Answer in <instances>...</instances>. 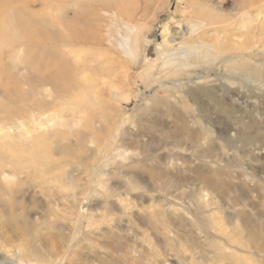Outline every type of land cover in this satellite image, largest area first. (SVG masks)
I'll return each instance as SVG.
<instances>
[{
    "label": "rangeland",
    "instance_id": "1",
    "mask_svg": "<svg viewBox=\"0 0 264 264\" xmlns=\"http://www.w3.org/2000/svg\"><path fill=\"white\" fill-rule=\"evenodd\" d=\"M241 1L0 0V26L16 35V22H28L42 37L33 53L0 36V108L11 96L3 85L21 107L47 102L49 85L33 83V73L62 68L73 79L53 98L59 124L34 130V139L0 116L6 264L21 261L15 246L28 241L26 250H42L52 264H264V0ZM182 19L205 24L189 33L183 23L187 41L237 51L220 53L202 74L212 73L207 84L174 82L159 94L160 82L180 75L148 76L145 63L157 59L161 32L172 37ZM124 23L137 27L135 61L108 39L125 34ZM19 54L27 68L13 65Z\"/></svg>",
    "mask_w": 264,
    "mask_h": 264
},
{
    "label": "bare ground",
    "instance_id": "2",
    "mask_svg": "<svg viewBox=\"0 0 264 264\" xmlns=\"http://www.w3.org/2000/svg\"><path fill=\"white\" fill-rule=\"evenodd\" d=\"M254 1L255 0H242L240 4L242 6H245V4H248V3L253 4ZM259 8L261 9V7H259ZM184 12H185V10H184ZM184 12H182V14H184ZM192 14L193 13H190L191 16H193ZM112 16L115 18L114 15H112ZM201 22H199L197 20V21H194L192 23L189 20L182 19V20H179L177 22V24H175V26L172 28L173 29L172 33L174 34L172 37H169L167 35V31H168L167 28L168 27L166 29H164L166 31L163 30L161 32L162 39L160 40V43H158V45L156 44V53L158 55L157 59H151V57H150V59L147 58L148 61H147V63H145V66H147L149 64V70L147 72V75L148 76H151V75L154 76L155 74L157 75L159 73L163 74L162 71H164L165 77L168 75H180V76L176 77V78H169V82H167V83L166 82H163V83L160 82V87L158 89H156V91H155L156 93L167 95L171 91V88H174L172 85V83H174V82H176V84H179V85L181 83H186V82L189 85L190 84L196 85V84H199V82H204L205 84H207L205 78H208V77L212 78V73H210V75H206V76H202V74L205 75L208 73V72L206 73L207 70L212 69V67L214 66L215 60L220 58V53H221V55H224L225 52L228 50H229L230 54L232 53V51L233 52L237 51V48L235 46L229 45L228 47H226V45H221L222 48H221V51L219 53V52H217V50H215V46H214L215 43L214 42L209 43V42L203 41V40L200 41V39L198 41H195V40L187 41V39H184V35L181 31V27H182L183 23H185L189 29V31H187V32L192 33L196 30L202 29L203 26H205V24H202L203 22L202 23ZM16 24H17L16 30H15L16 35L11 33V31L8 30L7 27L5 28L4 26H0V36L5 34V36L7 38H10V40L7 38L4 39V36H1V39L2 40L4 39L7 42L6 46L19 45V46L24 47V50H26V51L36 53L38 46L41 45L40 43L38 44V42L40 41V38L42 39L41 35L36 34V32H35L36 30H38V27L35 25H32L31 23H28V22L21 23V22L17 21ZM241 26H243V25H241ZM259 27H261V26H259ZM123 28H125V31H126L125 34L121 33V31L116 30V33H118L119 36L118 35L115 36L113 33H108L109 34L108 39L110 41H111V39H117L114 41L117 42L119 48L121 49V52H123V54L125 56H127L130 59L135 61L138 57V38L136 36L137 35V32H136L137 27H136V25H133L132 23H124ZM238 30H239V27H238ZM164 34H165V36H164ZM232 34H234V33H232ZM185 35H187V33H185ZM236 35H237V32H236ZM163 36H164V38H163ZM200 37H202V35H200ZM24 39H27V40H25V43H23ZM257 39H258V37H257ZM34 40H36V42H34ZM64 41L67 43H64L63 46H68V45L74 44V41L72 39L69 41L67 38H64ZM230 41H232V40H230ZM246 43L250 44L251 42L246 41ZM202 49H205L204 53H203V51H201ZM226 49H228V50H226ZM251 49H252V47L250 44L248 47L244 46V50L242 52L245 53L246 50L251 51ZM44 52H45V50L42 48L41 53L44 54ZM46 52L48 55H50V51L47 50ZM248 53L250 54V52H248ZM1 54H2V52L0 53V55ZM258 57H260V56H258ZM244 58H246V57H242V60ZM234 59H235L234 57L227 58L226 62H232ZM27 62H28V60L25 59L24 55L19 54V56L17 58V62L14 63L13 65H15V68H17V70L18 69L21 70L23 68H27V66H26ZM62 65H60V66H62ZM1 68H2V66H1ZM147 68H148V66H147ZM201 68L204 69L203 72L199 70ZM245 70H249V68L247 67ZM62 72H63V69L59 68V69H56L54 72H46L42 75H38V74H34V73L32 74V77H34L36 79L33 81V83L35 82L40 86H46V84L49 85L50 93L49 94L47 93V99L48 100H47V102H45L43 104H40L39 101L37 102L36 101L37 99H36L35 101L31 102L30 104H28V105L25 104L24 107H21L24 102H21V100L17 99V92L15 90L9 89L8 87H6V85H3L4 91L6 93H9L11 96L7 95L9 97V100L7 103H5V105L3 107L0 108V116L11 119V120H14V119L18 120L19 127L23 128L24 132L26 133L25 139H29V138L34 139V137H33L34 130L40 129V131H43L44 129H46L44 125L47 123H51V121H53V123L57 122V124H59L58 123L59 114L54 113V111L56 109L60 110L61 107H57L52 103L54 101L53 98L57 97L63 93H67L68 89H70V85L73 83V79H71L67 74H62ZM210 72H212V71L210 70ZM214 72H215V70H214ZM28 78H30V76H28L27 79ZM153 78H155V77H153ZM214 78L215 77H213L212 80H214ZM243 78L245 80H247L248 82H252V79L247 74H243ZM30 84H31V82H30ZM170 84H171V86H169ZM145 88L146 87H141V90L143 92H146ZM148 92H150V94H151L153 92V88L151 91H148ZM22 96L25 99L27 98V95L25 93L20 94V97H22ZM145 96H147V95L145 94ZM123 99H125V98H123ZM144 102H145V100H144ZM116 103H118V106H119V105H121L122 102H120L116 98ZM18 104H19V108H11V106H17ZM124 104H126V103H124ZM50 105H52V108H54V109L52 110L53 112L49 113L48 107H50ZM40 116H42V117H40ZM39 119H42L41 121H43V119H44V121L41 123H37V120H39ZM72 120H74V119H72ZM83 121H84V119H83ZM27 122H29L28 125L26 124ZM71 123H72V121H71ZM49 126L52 127L51 124ZM104 126H105V124H104ZM53 127H55V126H53ZM73 127H75V126L73 125ZM73 127H72V129H73ZM75 128H77V127H75ZM103 128H105V127H103ZM20 130H22V129H20ZM44 131L42 133H45ZM72 133H75V132H72ZM116 138H117V134H115V139ZM6 166H8V165H6ZM28 169H30V168H28ZM101 174H102V176L104 175L103 172H101ZM82 217H83V215L80 214L78 219L80 220ZM15 227L18 228L22 234H25L26 226L21 228L19 225H17V226L15 225ZM21 237H23V236H21ZM232 239L238 240V238L234 237V236H232ZM29 242L30 241L25 242V243H18V245L15 246V252L17 255H19L20 258L19 257L18 258L21 261L17 262V263H12V261H10L7 264H49L52 262L50 256H48L45 252H42V250L34 249V253H33V250H31V251H30V249L26 250L28 248L27 243H29ZM30 254H32L34 256L36 254L37 256L40 257V259L36 258L34 261H31L28 258ZM11 255L13 256V253H11ZM22 257L24 259L27 258L26 261L22 262L23 261L21 259ZM5 261L6 260H4V258H0V264H6ZM39 261H41V262H39ZM58 262H59V264H61L62 260L59 259Z\"/></svg>",
    "mask_w": 264,
    "mask_h": 264
}]
</instances>
